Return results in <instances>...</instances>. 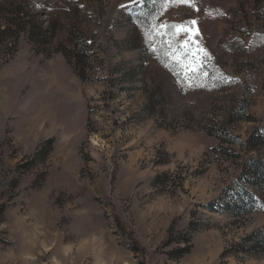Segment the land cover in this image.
I'll return each mask as SVG.
<instances>
[{
    "label": "rangeland",
    "instance_id": "1",
    "mask_svg": "<svg viewBox=\"0 0 264 264\" xmlns=\"http://www.w3.org/2000/svg\"><path fill=\"white\" fill-rule=\"evenodd\" d=\"M192 4L0 0V264H219L264 227V191L221 209L264 158V0ZM193 20L185 76L146 33Z\"/></svg>",
    "mask_w": 264,
    "mask_h": 264
},
{
    "label": "trees",
    "instance_id": "2",
    "mask_svg": "<svg viewBox=\"0 0 264 264\" xmlns=\"http://www.w3.org/2000/svg\"><path fill=\"white\" fill-rule=\"evenodd\" d=\"M27 22H24L23 19L19 22L21 28H25L27 26ZM18 25V26H19ZM11 27V26H10ZM47 32V29L44 31ZM46 34V33H45ZM82 44L81 51H83V55H87L86 51L91 50V43L87 41V39L81 35ZM69 44H71L70 40L67 39ZM33 44L32 40L29 41ZM74 50L65 51V50H56L57 53H60L68 63V65H73V60L75 58L78 59V53L74 55V51L77 50V44L73 45ZM79 78L82 81H86L84 72L79 73ZM244 176L248 178V183L250 184V188L246 186H241L237 191L234 192L232 200L225 204L223 210L230 211L233 215H244L248 216L253 213L258 206V200L254 195L255 192L264 191V158H252L247 159L244 162L243 167ZM187 249L182 251L183 254L187 253ZM264 255V227L252 232L250 235L245 236V238L239 240V242L234 243L230 249H225L221 254V260L219 264H229L225 261L228 257H238L237 263L240 264L243 258H260Z\"/></svg>",
    "mask_w": 264,
    "mask_h": 264
},
{
    "label": "snow or ice",
    "instance_id": "3",
    "mask_svg": "<svg viewBox=\"0 0 264 264\" xmlns=\"http://www.w3.org/2000/svg\"><path fill=\"white\" fill-rule=\"evenodd\" d=\"M136 2V0H134ZM155 2V0H153ZM169 2V0H166ZM171 3H186L190 6H194L192 4V0H170ZM188 24L195 25L196 21H188L185 24L180 25H154L150 32L146 33V37H150L153 33L156 36L163 38L164 36L168 37L167 40V48L170 50V56L174 60L175 64L178 65L182 71H184L185 76H188V73L196 74L201 67L202 60L199 59L200 53L203 52L205 56L207 53L203 49H198L197 51H192L191 43L193 42V36L198 35V31L192 32ZM159 28H172L175 29V32H160ZM182 33L186 34V38L182 41H178L177 37H179ZM161 42L164 43L163 39ZM207 75V73H204ZM229 82H235L230 80Z\"/></svg>",
    "mask_w": 264,
    "mask_h": 264
}]
</instances>
